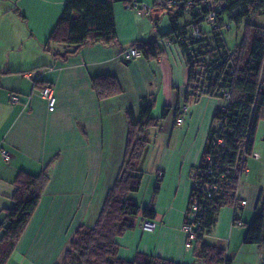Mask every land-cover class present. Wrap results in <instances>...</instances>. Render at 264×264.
<instances>
[{"label": "crops", "instance_id": "obj_1", "mask_svg": "<svg viewBox=\"0 0 264 264\" xmlns=\"http://www.w3.org/2000/svg\"><path fill=\"white\" fill-rule=\"evenodd\" d=\"M67 1L0 0V150L10 155L7 163L0 158V225L13 206L14 182L20 171L35 176L46 171L49 178L7 264H60L75 229L80 225L95 226L124 161L126 112L131 109L137 117L142 98L148 96L155 99V118L164 108L171 109L160 127L149 132L150 144L140 164L144 178L146 166L154 162L156 183L161 177L159 193L152 197L155 183L140 198L139 192L137 197L132 195L141 209H154L156 218L149 222L155 228L146 230L142 222L148 220L140 221L134 230L118 239V255L130 261L144 254L191 264L194 257L186 250L182 229L192 187L190 174L199 164L214 112L224 102L203 96L186 107L183 123L178 125L175 108L178 96L183 100L189 76L180 47L161 41L163 54L155 60L123 57L124 49L151 39L156 31L167 33L171 25L163 19L154 31L149 16L127 8L119 0L114 2L113 11L120 47H85L66 61L54 57V53L62 55L70 50L55 43L46 49ZM131 1L143 8H151L154 3ZM262 17L264 14L251 17V24L264 27L254 23V19ZM242 34L243 28L240 37L235 34L234 46ZM104 76L118 80L120 95L97 98L92 80ZM45 86L54 89L56 105L51 112L40 94ZM12 96L19 101L13 103ZM255 151V160H262L264 120L258 125ZM248 161L246 179L251 173ZM243 177L238 189L239 195L248 200L239 216L243 225L234 223V209L226 207L206 240L222 245L231 264H264V248L244 243L231 246L234 231L244 226L247 209L256 207L259 195V188L246 179L242 184Z\"/></svg>", "mask_w": 264, "mask_h": 264}, {"label": "trees", "instance_id": "obj_2", "mask_svg": "<svg viewBox=\"0 0 264 264\" xmlns=\"http://www.w3.org/2000/svg\"><path fill=\"white\" fill-rule=\"evenodd\" d=\"M115 1L68 0L46 49L52 43L67 46L68 52L54 53V57L66 61L85 47H120ZM211 14L214 21L209 23ZM263 14L264 0H154L149 9L154 31L163 19L171 29L165 34L156 31L151 39L131 45L146 61L163 54L161 41L180 47L189 76L183 100L178 96L175 121L185 114L184 107L203 96L224 102L214 112L199 164L190 174L192 187L184 225H192L195 236L191 264H231L226 249L206 239L224 208L233 207L234 223L240 221L243 210L237 192L247 161L255 151L258 125L264 120V27L248 20ZM228 23H244L241 40L233 49L228 48L223 35L229 29ZM92 89L99 100L122 93L118 80L110 76L94 78ZM154 108L155 99L148 96L142 98L137 117L131 109L127 110V144L117 179L107 193L95 226L80 225L75 229L60 264H179L151 255L137 254L131 261L118 255L119 238L134 230L140 221L156 218L154 209H141L132 199L142 184L140 164L150 144L149 132L160 127L171 110L166 107L155 118ZM160 180L158 177L153 198L159 193ZM48 181L46 171L36 176L24 171L17 174L13 206L0 225V264H7L15 252ZM193 205L198 206L194 217ZM255 210L257 214L243 243L264 248V188L259 191Z\"/></svg>", "mask_w": 264, "mask_h": 264}, {"label": "rangeland", "instance_id": "obj_3", "mask_svg": "<svg viewBox=\"0 0 264 264\" xmlns=\"http://www.w3.org/2000/svg\"><path fill=\"white\" fill-rule=\"evenodd\" d=\"M255 20H257V18L254 19V23L264 25V17L258 18V20L256 22H255ZM252 21L253 20H251V19L248 20L249 23H252ZM228 24H229V29H226L224 31L223 35H224L225 42H226L228 48L233 49L234 44L236 43L234 36H235V34H238L240 37L243 27L239 26V28H237V26L234 23H228ZM258 145H259V143H258ZM154 168H155L154 162L149 164L148 166H146V168H145L146 174L143 178V182L141 185V191H139V193H138L139 195L135 194L136 197H137V195L139 196V198L141 196H143L144 193H146L145 191H146V189H148V186L150 188L151 187L153 188L154 184L156 183V178H155L156 176H155ZM248 168L250 169L251 173L247 175V179H246V176L243 177L244 180H243L242 184L244 182L246 183V181H247L248 183H251L254 187H258L259 188L258 191H260V189L264 188V156H263L262 160H255L253 157L249 158ZM245 179H246V181H245ZM150 182L152 184H150ZM247 210H248L247 215H245L243 218L244 226L238 227L236 229V232L234 231V234L231 238V246H242L246 231H247L249 225L251 224L252 220L254 219L255 215L257 214V211L255 210V208L254 209L249 208ZM237 232L239 233L240 238L237 236Z\"/></svg>", "mask_w": 264, "mask_h": 264}, {"label": "built area", "instance_id": "obj_4", "mask_svg": "<svg viewBox=\"0 0 264 264\" xmlns=\"http://www.w3.org/2000/svg\"><path fill=\"white\" fill-rule=\"evenodd\" d=\"M126 2V7L127 8H133L135 10L141 11L142 13H144L145 15L149 16V9L150 8H143L142 6H140V4L136 1H131V0H121ZM157 1H161V0H157ZM214 21V17L211 14L208 17V22H213ZM123 57L125 60H134V59H141L142 55L140 53V51L137 49V47H130L128 49H126L123 52ZM41 97L43 100L46 101L47 106H48V110L51 112L54 110L55 105H56V98H55V94H54V89L51 86H45L42 88L41 92ZM11 101L13 103H17L19 101V98L16 96H12L11 97ZM186 107H184V111H185ZM184 120V114L180 115L179 118L177 119L176 123L178 125L182 124ZM252 157L254 159H258V154L256 153V151L253 152ZM0 158L4 161V162H8L10 155L7 151L5 150H0ZM237 198L239 200V206L241 208H246L248 206V200L242 198L239 193L237 192ZM192 210L194 212V215L192 217L195 216V213L198 211V206L197 205H193ZM143 223V227L146 230H153L155 228V224L153 222H142ZM236 225L238 226H242V222L240 221H236L235 222ZM183 231L186 235V250L188 251H193L194 249V241H195V236L193 233V229H192V225H183Z\"/></svg>", "mask_w": 264, "mask_h": 264}]
</instances>
